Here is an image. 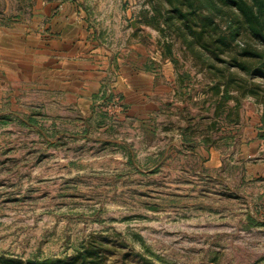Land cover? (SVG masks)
<instances>
[{
    "label": "rangeland",
    "instance_id": "obj_1",
    "mask_svg": "<svg viewBox=\"0 0 264 264\" xmlns=\"http://www.w3.org/2000/svg\"><path fill=\"white\" fill-rule=\"evenodd\" d=\"M79 2L101 31L111 26L110 43L131 33L130 17L135 26L144 27L145 36L155 31L159 41L172 44L179 73L190 78L191 91L186 92L196 97L189 102L179 96L183 103L177 111L193 117L194 123L208 116L210 103L221 97L205 93L210 71L180 41L164 39L142 22L147 0ZM255 81L264 88L263 80ZM233 97L229 105H238L241 121L247 111L262 109L264 115V102L238 92ZM101 109L115 126L120 116L112 120ZM209 124L204 122L203 128ZM224 127L219 118L211 131L221 166L207 171L210 179L226 180L222 186L194 172L187 177L183 171L188 160L182 157L157 172L140 166L111 183L107 174L83 166L65 168L59 164V151L36 133L31 143L18 125L0 121V255L25 264L69 259L85 246L98 258L95 264H264V197L254 195L244 164L230 163L238 148L230 145L227 134L223 138ZM190 161L194 167L195 159Z\"/></svg>",
    "mask_w": 264,
    "mask_h": 264
},
{
    "label": "crops",
    "instance_id": "obj_2",
    "mask_svg": "<svg viewBox=\"0 0 264 264\" xmlns=\"http://www.w3.org/2000/svg\"><path fill=\"white\" fill-rule=\"evenodd\" d=\"M127 18L131 33L110 43L111 26L101 31L79 0H0V121L18 125L31 143L36 133L59 151L65 168L83 166L107 174L111 183L140 166L161 171L176 157L188 160L187 177L194 172L209 180L207 171L221 166L220 154L204 134L184 141L188 122L177 111L183 103L177 70L157 33L146 28L152 35L145 36L144 27ZM105 88L124 105L115 126L101 109ZM222 133L237 144L230 163H243L254 195L264 197L262 109L247 111ZM210 181L227 184L220 177Z\"/></svg>",
    "mask_w": 264,
    "mask_h": 264
},
{
    "label": "trees",
    "instance_id": "obj_3",
    "mask_svg": "<svg viewBox=\"0 0 264 264\" xmlns=\"http://www.w3.org/2000/svg\"><path fill=\"white\" fill-rule=\"evenodd\" d=\"M147 6L149 9L140 12L142 22L162 38L180 41L210 71L205 93L221 97L210 103L208 116L201 117L200 122L185 116L188 126L183 132L186 143L204 134L205 143L216 146L211 131L219 118L224 126L240 119L238 105H229L234 92L264 102L263 85L255 81H264V0H147ZM159 46L177 70L179 96H187L184 100L192 102L196 97L186 92L191 91L190 78L179 73L173 45L159 41ZM224 54L228 56L225 59L221 57ZM216 62H221L222 67H217ZM204 122H210L209 126L203 128ZM96 260L84 246L69 259L28 260L25 264H95ZM0 264L23 263L0 255Z\"/></svg>",
    "mask_w": 264,
    "mask_h": 264
},
{
    "label": "built area",
    "instance_id": "obj_4",
    "mask_svg": "<svg viewBox=\"0 0 264 264\" xmlns=\"http://www.w3.org/2000/svg\"><path fill=\"white\" fill-rule=\"evenodd\" d=\"M106 93V97L101 101V106L108 117L112 120H116L125 111L123 102L121 98L114 94L110 89H106Z\"/></svg>",
    "mask_w": 264,
    "mask_h": 264
},
{
    "label": "water",
    "instance_id": "obj_5",
    "mask_svg": "<svg viewBox=\"0 0 264 264\" xmlns=\"http://www.w3.org/2000/svg\"><path fill=\"white\" fill-rule=\"evenodd\" d=\"M133 26H135V23L133 22Z\"/></svg>",
    "mask_w": 264,
    "mask_h": 264
}]
</instances>
